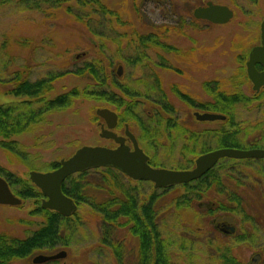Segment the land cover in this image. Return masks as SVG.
Listing matches in <instances>:
<instances>
[{
	"label": "rangeland",
	"instance_id": "1",
	"mask_svg": "<svg viewBox=\"0 0 264 264\" xmlns=\"http://www.w3.org/2000/svg\"><path fill=\"white\" fill-rule=\"evenodd\" d=\"M1 1V80H9L15 72L24 69L29 71L34 81L45 78L49 73L68 72L56 79L52 91L46 94V100L53 99L70 89H83L94 84L90 76L83 78L72 71L87 60L106 55L114 60L112 70L119 84L139 87L141 97L138 101L145 108L161 111L165 115V135L162 136L165 150H152L147 143L141 142L140 128L131 123V130L144 151L150 157L157 156L164 165L159 167L178 170L182 166L186 167L182 170H187L194 167L199 155L184 150L186 141L177 135L170 140V131L165 129L168 118L176 117L181 126H193L191 129L194 131L210 130L213 134H224L239 130L238 149L264 148V96L254 92L250 79L245 81L241 77V57L261 40L264 0H101L114 13L119 12L123 20L121 23L118 14L117 17L104 14L96 5H83L81 0L39 2L38 8L22 4L23 0ZM209 1L229 5L235 12L234 19L224 25L197 21L193 10ZM139 35H153L158 41L147 48L141 44ZM138 58H142L141 63L136 62ZM120 67L123 71L118 77ZM243 67L246 70V64ZM154 74L161 80V88L173 105L174 115L154 103L153 100L161 92L154 91L151 99L146 98L150 92L147 85L154 81ZM208 82L211 92L204 88ZM0 88L3 91L5 87L0 84ZM176 89L188 93L197 104L212 102L217 105L219 102L213 93L219 91H239L248 100L247 103L233 105L231 111L224 114L226 120L202 122L196 120L194 114L204 110L192 107L181 99ZM2 94L0 105L25 100ZM219 105L222 106L221 103ZM100 107L116 109L103 101L78 98L67 110L48 114L46 121L12 138L20 143L18 149L22 154L15 155L0 146V165L29 181L30 171L49 172L52 163L70 158L82 146L115 147L113 140L100 135L103 119L95 113ZM211 112L221 113L218 110ZM116 131L123 136L125 124ZM213 140L209 147L218 148L217 138ZM263 167L264 160L262 163L234 159L220 161L216 170L226 186L223 188L225 192H220L215 183L209 189L199 191H192L183 185L165 191L155 189L149 181H134L123 176L120 178L121 185L110 187L105 184L103 189L93 187L87 191V196L96 203H104L111 197L123 198L121 192H127L135 194L140 205L156 197L155 207L163 237L169 239L173 234L180 240L174 239L171 243L183 242L191 248L183 251L177 244L171 245L169 254L176 264H218L219 252L216 249L219 247L223 250L227 247L230 254L243 264H250L253 255L260 253L263 255L260 264H264V186H256L252 182L253 178L260 176L259 170ZM90 181L96 182L94 178ZM11 188L19 197L20 186ZM233 193L244 198L243 204L233 199ZM191 198L190 203H179L181 199ZM38 200L41 201L22 198L20 206L0 204V234L27 238L31 232L46 225L47 214L36 212L40 206ZM90 203L84 201L78 208L84 226L75 236L72 246L66 249L68 256L50 264H119L111 248L101 241L102 216L93 210ZM222 205L240 213L221 210ZM224 214L234 215L238 224L243 225L238 228L237 237L252 236L253 239L238 243L235 236L221 233L216 219ZM125 221L121 220L120 224ZM110 237L123 242L126 264H137L139 239L131 234L129 225H116ZM58 250L62 249L54 252ZM43 253H34L13 264H32L36 254Z\"/></svg>",
	"mask_w": 264,
	"mask_h": 264
},
{
	"label": "trees",
	"instance_id": "2",
	"mask_svg": "<svg viewBox=\"0 0 264 264\" xmlns=\"http://www.w3.org/2000/svg\"><path fill=\"white\" fill-rule=\"evenodd\" d=\"M51 1L53 0H23L22 4H28L31 8L34 6L38 8L39 2L44 3ZM1 2L0 0V3ZM31 2L32 5H30ZM81 2L83 5L87 3L91 6L96 5L104 14L107 13L116 17V14H118V21L120 23L123 22L119 12L117 11V13H114L110 8L105 6L101 0H81ZM139 40L143 46L151 48V46L157 43L158 38L153 35H139ZM102 54L104 55L103 52ZM143 55L146 57L145 54ZM247 55L246 52L244 56L241 57L243 66L245 65L244 63ZM141 60L142 58H138L136 62L141 63ZM243 66L241 68V77L245 81H248L249 76ZM113 67L114 60L106 57V55H104V57L98 56V58L87 60V63L77 67L72 73L83 78L90 76L95 83L89 84L83 89L79 87L70 89L58 95L56 98L47 100L46 94L52 91L56 79L64 77L68 72L49 73L45 78L34 81L31 79L29 71L24 69L15 72L13 77L9 80L5 81L0 79V84H3L5 87L3 89L4 92L0 88V96L3 95L2 93H5L25 99L15 103L0 105V137L3 139L0 141V146L4 150H8L15 155L17 153L22 154L18 149L20 143L12 140L13 137L27 133V131L33 129L37 124L43 123L46 121L48 114L60 110H67L73 106V103L78 100V98H84L103 101L115 106V111L119 114V123L121 126L127 123L131 127V123H135L142 133L139 137L141 142L147 143L152 150H158V148H163V150H165L166 144L162 141V136L165 135V130L163 129L165 115L163 116L161 111H152L147 107L145 108L144 104L138 101V98L141 97L139 87L130 88L125 84H119L117 75L115 71L112 70ZM153 77L154 81L147 85L150 92L146 95V98L151 99L153 96L151 93L154 91L161 92L160 95L153 100L154 103L157 106H162V109L168 111L169 114L174 115L175 110L173 109V105L167 100L166 94L161 88V80L156 74L152 75V78ZM6 85L11 87L6 88L8 87ZM209 85L210 82L206 83L204 88L211 92ZM176 93L192 107H198L204 111L209 110V104L207 102H198L197 104V101L188 93H184L178 89H176ZM213 94L222 106H220L219 103L217 105L212 104L211 109L215 112L218 110V112H221L223 115L228 114L233 105L240 102L247 103L248 100L239 91H219ZM258 94L264 96L262 95L264 94V88ZM259 97L258 95V98ZM167 121L168 123L165 129L170 131V140L173 135H177L178 138L186 141L184 150L186 149V151L195 153L196 155L216 149L209 147L211 146L210 142L214 141L213 139L215 138H217L218 144H220L217 146L218 148L240 147L238 139L240 134L239 130L214 135L210 130L194 131L191 129L193 126L191 128L181 126L176 117L175 119L168 118ZM191 147H193V149H191ZM150 164H152L153 167H159L161 162H159L157 156H154L151 157ZM59 166V163H52L50 165L51 170ZM161 166L164 165L161 164ZM30 168L33 169V167ZM180 168L186 167L179 166V169ZM0 175L3 176L7 182H10L11 187L17 188L20 186L21 190L18 191V194L22 196V198H36L41 200L43 197L42 191H39L30 179L29 181L23 180L1 165ZM123 176L124 175L115 168L92 169V171L71 175V177L67 178L63 183L62 190H64L66 195L76 200L79 206H81L84 201H91L90 205L93 210L102 216L103 236L101 241L104 245L111 248L119 264H126V261H124L123 242L120 239L112 240L110 237L113 235V228L116 225H121L123 227L129 225L131 234L139 239L137 264H176L169 254L171 245L177 244L178 248L183 251L190 250L191 248H188L183 242L171 243L174 239L175 241L180 240V238L175 235L173 236V234H171L172 236H170L169 239L163 237L155 207L156 197H152L149 202L140 205L138 197L135 196V194H129L127 192H121L124 199L115 196L104 203H96V201L89 199L90 197L87 196V191L93 187L103 189V185L105 184L110 187L119 186L120 178ZM93 178L96 182L92 183L90 179ZM214 183L220 192H225L223 188L226 186L222 183V179L216 167L198 180L189 182V184H184L183 186L187 189H192V191H199L202 188L209 189ZM232 197L233 199H237L235 195ZM192 199L193 198L187 200L181 199L179 203L182 204L181 201L190 203ZM39 205L36 212H45L47 214L46 225L39 230L31 232V235L27 238L19 239L7 234H0V264H13L15 261L22 260V258L33 256L34 253L47 252L51 254L56 249L66 250L72 246L75 236L78 235L79 230L84 226L79 212H76L71 217H67L56 211L43 209L41 207V201H39ZM222 209L231 213H240L239 210H231L225 205L221 206V210ZM121 220L126 221L123 222L124 224H120ZM219 248L220 249H216V251L219 252L217 255L219 257L217 258L218 264H239L238 260L232 257L227 247H225L224 250L221 249V247ZM55 262L58 263L59 261L56 260Z\"/></svg>",
	"mask_w": 264,
	"mask_h": 264
},
{
	"label": "water",
	"instance_id": "3",
	"mask_svg": "<svg viewBox=\"0 0 264 264\" xmlns=\"http://www.w3.org/2000/svg\"><path fill=\"white\" fill-rule=\"evenodd\" d=\"M194 17L198 20H206L209 23L224 25L230 22L235 15L229 6L208 2L206 5L197 7L193 11ZM261 44L250 51L247 60V75L252 82L253 89L259 92L264 86V69L259 71L258 64L264 68V20L260 27ZM119 76L122 74V67L119 69ZM96 114L102 118L105 124L101 128V137L114 140L117 147L109 148L107 146H82L71 158L62 159L60 166L50 172H30L29 178L34 185L42 191L44 198L42 208L50 211H56L67 217L73 216L78 210L76 201L65 194L62 190L63 183L73 174L91 171L97 168L117 169L123 175H126L134 181H150L155 189H168L182 184H189L191 181L198 180L206 175L210 169L214 168L222 158L234 159H262L264 158V149L252 148L251 150L236 148H219L209 151V153L198 156L195 160V167L188 170H174L170 168H154L150 163V156L144 152L138 143L135 133L130 131L127 124L125 135L117 134L114 129L118 125V113L106 107L97 109ZM196 120L200 121H218L225 120V116L216 113H195ZM133 145L131 147L126 141ZM22 199L18 197L11 189L9 182L0 176V204L20 206ZM224 220L233 222L232 217H224ZM234 230V228H233ZM68 253L60 251L54 255H38L34 258L35 263H44L57 259H65ZM257 260L260 255H256Z\"/></svg>",
	"mask_w": 264,
	"mask_h": 264
},
{
	"label": "flooded vegetation",
	"instance_id": "4",
	"mask_svg": "<svg viewBox=\"0 0 264 264\" xmlns=\"http://www.w3.org/2000/svg\"><path fill=\"white\" fill-rule=\"evenodd\" d=\"M230 7V6H229ZM231 8V7H230ZM259 44H261V42L259 43ZM259 44H257V45H259ZM256 45V46H257ZM257 69L259 70V71H262L264 68H263V66L261 65V64H258V66H257ZM264 87H261V89L259 90V91H261L262 89H263ZM257 93V92H256ZM259 93V92H258ZM197 103V102H196ZM208 104H209V110H207V111H204V112H200V113H207V112H210V113H213V112H211L212 111V109H211V107H212V102H207ZM210 122H212V121H210ZM104 123V121L103 122H101V127L104 125L103 124ZM126 124L127 123H125V126H126ZM119 124H118V126L114 129V131H116L117 130V128H119ZM117 132V131H116ZM212 132V131H211ZM214 133V132H213ZM215 135V134H214ZM126 143L127 144H129L130 142H129V140H127L126 141ZM131 145V144H130ZM219 148H230V147H219ZM219 148H216V149H219ZM233 148H237L238 149V147H233ZM257 148V147H256ZM263 148V147H262ZM262 148H259V149H262ZM215 149V150H216ZM264 149V148H263ZM230 159H233V158H230ZM230 159H227V160H230ZM234 160H238V161H241V160H244V161H246V160H249V161H256V162H261L262 163V161L264 160V158H262V159H256V158H252V159H234ZM222 161V160H221ZM264 168V167H263ZM260 171V176L259 177H255V178H253L254 180L252 181V182H254V183H256V186H260V187H263L264 186V180H263V176H264V169L263 170H259ZM263 180V181H262ZM250 181V180H249ZM235 195V194H234ZM237 196V200L238 201H240V203L241 204H243L242 202V200L244 199H241L238 195H236ZM264 196V195H263ZM224 217H232L233 218V222H229V221H227V220H224ZM216 224L218 225V229H220V231H221V233H225L226 235H229V236H235L236 238V240H237V242L238 243H241V242H244L245 243V241H250V238H252L253 239V237L252 236H238L237 237V230H238V228L240 229L241 227H243V225L242 224H238V220L236 219V217L233 215H230V214H224V215H222L221 217H218L217 219H216ZM233 228H234V230H233ZM252 243H253V240H252ZM58 251H60V250H58ZM58 251H56V252H58ZM56 252H54V253H56ZM54 253H51V254H47V253H43V254H47V255H54ZM38 255H40V254H36V256H38ZM256 255H260V257L261 258H259L258 260H257V256ZM35 256V257H36ZM34 257V258H35ZM233 257V256H232ZM34 258H33V261H32V264H39V263H35L34 262ZM234 258H236L237 260H238V258L237 257H234ZM22 259H25V258H22ZM262 259H263V255H261L260 253H256L255 255H253V258H252V260H251V263L250 264H260V262L262 261ZM20 261V260H19ZM54 261H56V260H54ZM54 261H46V262H44V263H40V264H50V263H52V262H54ZM238 263L239 264H243V263H241L239 260H238Z\"/></svg>",
	"mask_w": 264,
	"mask_h": 264
}]
</instances>
